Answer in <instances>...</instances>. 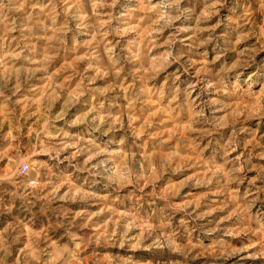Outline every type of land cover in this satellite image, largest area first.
Returning a JSON list of instances; mask_svg holds the SVG:
<instances>
[{"label": "rangeland", "instance_id": "rangeland-1", "mask_svg": "<svg viewBox=\"0 0 264 264\" xmlns=\"http://www.w3.org/2000/svg\"><path fill=\"white\" fill-rule=\"evenodd\" d=\"M0 264H264V0H0Z\"/></svg>", "mask_w": 264, "mask_h": 264}, {"label": "built area", "instance_id": "built-area-1", "mask_svg": "<svg viewBox=\"0 0 264 264\" xmlns=\"http://www.w3.org/2000/svg\"><path fill=\"white\" fill-rule=\"evenodd\" d=\"M27 171V166L26 165H21L18 169V173L20 176H24V174L26 173Z\"/></svg>", "mask_w": 264, "mask_h": 264}]
</instances>
